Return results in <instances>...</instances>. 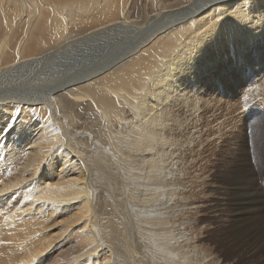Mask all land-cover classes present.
Masks as SVG:
<instances>
[{
  "label": "bare ground",
  "instance_id": "obj_1",
  "mask_svg": "<svg viewBox=\"0 0 264 264\" xmlns=\"http://www.w3.org/2000/svg\"><path fill=\"white\" fill-rule=\"evenodd\" d=\"M222 95L264 104V0H0V264H231L202 250L224 202L193 196L185 138H219Z\"/></svg>",
  "mask_w": 264,
  "mask_h": 264
},
{
  "label": "rangeland",
  "instance_id": "obj_2",
  "mask_svg": "<svg viewBox=\"0 0 264 264\" xmlns=\"http://www.w3.org/2000/svg\"><path fill=\"white\" fill-rule=\"evenodd\" d=\"M107 33L101 36L103 40H107L103 45L96 44L97 46L89 48L90 50H80L71 59L58 58L52 61L50 58L41 67L32 66L27 70L22 67L12 72L6 80L9 89L27 88L26 82H37L41 78H34L39 75H47L48 80H53L52 72L57 73L71 65H80L83 55L88 59L91 55L103 52L106 47L104 45L110 43L111 39ZM127 33L129 32H126V29L120 28L116 36ZM70 39L72 43L79 40L78 36ZM84 62L90 63L89 60ZM25 71L28 79L21 77ZM221 85L220 81L217 85L219 89ZM37 88L39 93L44 94L43 88ZM222 97L219 105L203 111L205 113L202 120L205 125L201 127L205 134L211 133V138L215 126L218 125L217 119H221L217 131L219 138H211V143L204 144L187 138L184 133L181 134V138L185 136L194 148L201 147V156L187 167L188 176L192 175L193 170L206 176L203 178L205 180L201 181L203 187L198 185L199 187L194 188L193 196L211 194L219 204L224 202L221 210L215 207L209 212L214 218L204 219L199 223L205 224L208 233L205 237L211 239L209 242H203L202 250L211 252L210 255L220 256L231 264H264V104H251L243 109L244 107L240 108L234 103L236 98L232 100L226 95ZM226 100L231 102L227 104ZM234 169L236 171H233ZM249 172L254 175L250 183ZM195 217L197 214H193V218ZM145 231L149 234L148 237L156 236L150 229ZM47 264H52V260Z\"/></svg>",
  "mask_w": 264,
  "mask_h": 264
},
{
  "label": "snow or ice",
  "instance_id": "obj_3",
  "mask_svg": "<svg viewBox=\"0 0 264 264\" xmlns=\"http://www.w3.org/2000/svg\"><path fill=\"white\" fill-rule=\"evenodd\" d=\"M0 194H3V193H0Z\"/></svg>",
  "mask_w": 264,
  "mask_h": 264
}]
</instances>
